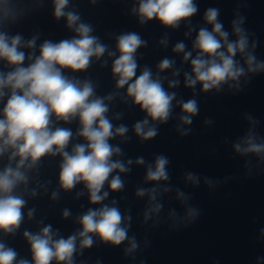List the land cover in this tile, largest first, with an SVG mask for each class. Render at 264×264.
<instances>
[{"label":"clouds","instance_id":"9594fccd","mask_svg":"<svg viewBox=\"0 0 264 264\" xmlns=\"http://www.w3.org/2000/svg\"><path fill=\"white\" fill-rule=\"evenodd\" d=\"M54 15L57 19L64 17L67 27L75 35L59 42L45 40L35 52L37 36L24 42L20 33L10 34L7 30L15 25L25 14L23 0H0V61L6 62L9 71H0V157L7 155L9 163L0 170V232L5 235L14 234L24 220L23 209L27 203L23 195L17 192L21 185L29 182L28 171L37 167L45 156H60L59 185L70 191L78 184L87 190L89 202L101 205L89 208L77 217L80 230L67 238L59 236L58 230L46 225L38 232L25 230L23 237L27 241L31 260L20 257L17 250L0 240V264H74L77 252V240L81 250L90 248L95 243L93 237L114 246L128 240L126 252H133L139 247L135 237L129 238L128 228L131 216H125L117 201L103 203L110 192L124 189L125 181L120 173L131 171L133 162L146 166L145 179L151 182L168 181L170 159L164 154H157L154 162H147L143 156L135 161L114 157L123 156L119 145L110 143L116 137L130 139L126 134L129 128L125 124L114 125L108 116L109 104L116 93L107 96L96 94V84L92 79H81L75 73L85 72L93 63V58L100 60L106 53L108 57H116L112 62V75L116 77V88L124 89L125 96L133 105L139 106L146 117L133 125L136 136L144 141L151 140L159 134L155 123H167L173 112V101L180 106L182 114L179 120L183 125H191L193 117L199 114V104L195 98L184 101L177 99L176 92L164 87L160 73L173 69L175 61L165 57L158 64V72L145 65L139 75L137 50L147 46L137 32H124L115 37V50L93 35L91 24L83 22L80 15L73 11H65L69 0H53ZM137 6L132 9L141 25L155 19L164 28L177 29L182 22L191 24V19L198 12L195 0H136ZM219 9L210 7L203 16L204 22L211 28L190 27L186 35L196 31L192 42V50L186 51L183 41L177 42L173 48L175 53H183V60L190 61L191 71L184 73L185 86L201 90H221L229 84L230 88L240 89V78L249 73L264 72V60H258L249 48L247 31L242 27L244 18L232 21V34L235 40L229 39V32L219 21ZM167 44V37L161 40ZM256 44H252V49ZM22 48L32 51L26 53ZM195 52V56H193ZM118 53V55H117ZM241 60L237 59V55ZM28 61V63H25ZM105 65L107 61L103 62ZM180 69H175L172 76H179ZM232 82V83H229ZM179 85V80L171 79L169 88ZM122 114L117 113L115 119ZM252 125L258 123L248 117ZM62 122V123H61ZM78 123L75 131L70 125ZM211 123V121H206ZM181 135H188L191 129H179ZM74 138L76 142L73 143ZM233 148L242 156L255 155L264 161V136H260L255 128L239 138ZM15 161V166L12 162ZM250 164L251 161L249 160ZM114 173H116L114 175ZM186 179L199 185L200 178L193 172L186 173ZM209 186L216 181L205 178ZM107 184L108 190H105ZM169 191V188H165ZM157 186L145 189L138 188V196L149 195L150 201H156ZM35 196L36 191L32 190ZM78 196L83 192L77 193ZM58 193H53L56 199ZM178 196L186 205L182 221L185 227L193 224L201 215L197 206L188 204L191 195L178 190ZM163 208L160 203H153L145 212V219L151 213H158ZM35 209H30L28 218L32 219ZM65 218L71 215L69 209L63 210ZM176 216L175 209L171 213ZM42 223V221H41ZM264 232V230H261ZM264 257L257 258V264Z\"/></svg>","mask_w":264,"mask_h":264}]
</instances>
